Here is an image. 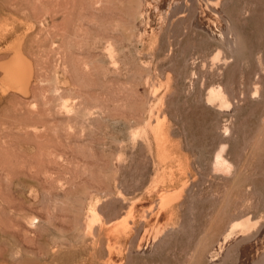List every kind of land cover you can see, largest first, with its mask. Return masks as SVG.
Masks as SVG:
<instances>
[{"label": "rangeland", "instance_id": "obj_1", "mask_svg": "<svg viewBox=\"0 0 264 264\" xmlns=\"http://www.w3.org/2000/svg\"><path fill=\"white\" fill-rule=\"evenodd\" d=\"M152 1L0 0V264H264V0Z\"/></svg>", "mask_w": 264, "mask_h": 264}, {"label": "bare ground", "instance_id": "obj_2", "mask_svg": "<svg viewBox=\"0 0 264 264\" xmlns=\"http://www.w3.org/2000/svg\"><path fill=\"white\" fill-rule=\"evenodd\" d=\"M176 0H153L152 2H154L155 4H157V6L159 7V13H158V17H159V19L158 20H160V22L161 23H163V22H165L167 19H168V17H169V15L170 16H173V15H176V14H180L181 12H182V9H184V7H182V8H178V9H175L174 11H171V6L173 5V3L175 2ZM186 9V8H185ZM184 9V10H185ZM184 10H183V12H184ZM204 10V12H206V14H209V12L208 11H206V9L204 8L203 9ZM156 12V11H155ZM156 14V13H155ZM173 14V15H172ZM220 14V13H219ZM203 15V14H202ZM215 20V19H214ZM206 21H207V19H206ZM205 21V16L204 17H199V20H198V22H199V25L201 26V28H202V30L204 29V30H209V31H211V29H213V31H211V32H215L214 34H217L216 33V31H215V29H214V27L212 28V26L214 25V21H213V17H212V23H213V25H212V23H210L211 22V20H209L208 22H209V25H208V23ZM217 22V20H215V23ZM196 23V22H195ZM219 23V22H218ZM226 24V23H225ZM212 25V26H211ZM220 25V24H219ZM211 26V27H210ZM214 26H216V25H214ZM222 27V26H221ZM220 27V28H221ZM218 28V27H217ZM216 28V29H217ZM219 28V29H220ZM221 30H219L218 32H220ZM210 32V33H211ZM238 33V32H237ZM208 34V33H207ZM223 34V33H222ZM238 35V34H237ZM214 36V35H213ZM219 36H220V34H219ZM225 38V37H224ZM224 41V40H223ZM16 68H13L14 70L15 69H17V72H19L20 74H23L24 75V78H26V76H27V71H28V69L26 68V67H23V64H22V66H21V64H19V65H17L16 64V66H15ZM9 70V69H8ZM12 73V72H11ZM210 97L212 98V99H225V97H224V93H223V90L221 89V88H218V89H213L212 91H211V94H210ZM226 104V103H225ZM209 106V105H208ZM228 106V105H227ZM264 119V118H263ZM262 127V126H261ZM263 130H264V128H263ZM262 132V131H261ZM262 134H263V132H262ZM226 138V137H225ZM259 141H260V137H259V139H258ZM227 141V140H226ZM255 142V141H254ZM227 143V142H226ZM224 145V144H223ZM228 145V144H227ZM222 146V145H221ZM257 148V147H256ZM255 148V149H256ZM260 150V149H259ZM225 151H226V147H225V145L224 146H222L220 149H219V151L218 152H216V155H215V158H214V163H213V171L214 172H216V173H221V174H223L224 176H230L231 175V173H232V163H230V161L229 160H227L226 158H227V156H226V158H225V156H224V153H225ZM229 159V158H228ZM234 161V160H233ZM234 163V162H233ZM237 166V165H236ZM235 165H234V167H235V170L237 169V167H236ZM242 166V165H241ZM242 168H243V166H242ZM239 169V171L241 170L240 169V167L238 168ZM244 169V168H243ZM242 171V170H241ZM244 171V170H243ZM236 174V173H235ZM234 174V175H235ZM236 176H237V174H236ZM240 176V175H239ZM238 177V176H237ZM235 179V177H233V180ZM237 180H238V178H237ZM231 184V183H230ZM227 198H229V197H227ZM242 219V218H241ZM247 222V221H246ZM245 221H235V222H233L232 224H231V226L229 227V230H228V232L227 233H225L226 234V236L224 235V239L225 240H227L228 241V239L230 240V238L233 236L234 237V235L235 236H237V234H239V233H242V232H244V231H248L247 229H249V226H248V224L246 223ZM249 222V221H248ZM240 235V234H239ZM233 237H232V239L231 240H233ZM245 239V238H244ZM234 240H235V238H234ZM240 242V241H239ZM243 242V241H242ZM225 243H227L226 241H225ZM237 245V244H236ZM225 245H223V247H224ZM260 246L261 247H263L264 246V240H261V243H260ZM201 248V247H200ZM225 248V247H224ZM257 248V247H256ZM219 249V248H218ZM264 249V248H263ZM220 250H222V247L220 248ZM225 250V249H224ZM253 250V249H252ZM218 252V251H217ZM224 252V251H223ZM230 252V251H229ZM220 253V252H219ZM222 253V252H221ZM252 253V251H250V254ZM192 254V253H191ZM223 254V253H222ZM221 255V254H220ZM212 261V260H211ZM191 262V261H190Z\"/></svg>", "mask_w": 264, "mask_h": 264}]
</instances>
